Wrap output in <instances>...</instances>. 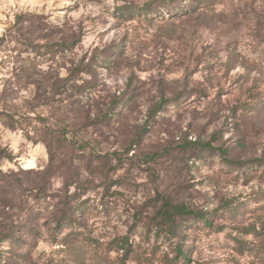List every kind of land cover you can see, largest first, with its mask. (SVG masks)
I'll return each instance as SVG.
<instances>
[{"label":"rangeland","instance_id":"1","mask_svg":"<svg viewBox=\"0 0 264 264\" xmlns=\"http://www.w3.org/2000/svg\"><path fill=\"white\" fill-rule=\"evenodd\" d=\"M161 1L0 0V111L76 120L48 199L30 184L46 144L0 114V181L16 190L0 226L22 239L0 243V264H264V0L145 14ZM71 70L82 93L46 87ZM65 192L76 224L61 231ZM166 202L189 213L173 230Z\"/></svg>","mask_w":264,"mask_h":264},{"label":"trees","instance_id":"2","mask_svg":"<svg viewBox=\"0 0 264 264\" xmlns=\"http://www.w3.org/2000/svg\"><path fill=\"white\" fill-rule=\"evenodd\" d=\"M179 0H162L161 5H157L156 7H153V4H149L147 6L144 7V11L146 12V15H150L152 13H163L165 11H168L169 14H176L177 11L179 10H183V14L186 13L189 9V7H183L180 5V7L177 6ZM181 1V0H180ZM200 2V6L208 3L211 4L213 2V0H199ZM187 10V11H186ZM175 15H172V17ZM71 38V37H70ZM72 40V41H71ZM76 42V41H75ZM67 47H72V45H74V37L73 39H69L67 40V42L65 43ZM87 68H83V71H86ZM70 72V76L63 79V85L64 87H59L58 84L61 82H50V77L47 80L48 84H47V88L51 89V90H58V88H63L65 90H73V92L75 93H82L83 89H87V84H83L78 85L77 83V73H74V70L69 71ZM53 79H51L52 81ZM72 83H69V82ZM71 85V87H69L68 85ZM67 85V86H65ZM62 86V85H61ZM2 113V114H1ZM9 113V112H7ZM0 114L2 116H4V120L6 121V124H8V126H10L11 128H24L23 130L26 131V136L30 139L33 140L35 137V141L36 142H44V144H46L47 149H48V154L50 156V163L47 166V168L41 172L39 174L38 177H36V179L31 180L30 184L34 187V190H37L40 192V195H43L45 198L49 199L53 198L52 195H49V192L51 190V184L52 181L56 178V177H61L65 176L66 172L64 170V166L62 165L60 159L63 157V152H65L66 150L69 149H73L74 145H76L75 142H67L64 140V136L66 132H69V129H74L75 127V119L72 120L71 124H67L65 126H56V125H48L46 123V121L44 120V118L42 117H36V118H32V117H28V118H23V117H19L17 118V115H6V112L0 111ZM6 118V119H5ZM74 122V123H73ZM16 126V127H15ZM19 126V127H18ZM34 134V137H31V135ZM38 138V139H37ZM85 151L87 149H84ZM11 155H8L6 150H3L0 148V167L2 165V162L5 158H10ZM1 173V172H0ZM3 176V175H2ZM10 177V176H9ZM9 177L4 176L2 181H0V206L2 207L5 203H11L13 204L15 202L16 196H15V192L16 190L14 189V182L8 181ZM29 182V181H28ZM21 184L23 183H18V186H21ZM69 187V185H66L65 189H67ZM65 191V190H64ZM63 191V192H64ZM68 193H64V197L63 199H65V203L63 205V207L67 206L66 210H62V211H58L56 212L55 215V224L58 225V227L61 229V231H63L66 227L68 226H72L73 224H76V221L74 219L75 217V203L74 201L71 202V196L68 195ZM49 195V196H48ZM68 201V202H66ZM161 211H166L165 212V217H166V224L170 226V228L173 230L175 227V217L176 216H182L185 214H189L183 207H179V206H172L169 203H164L162 205V207L158 208V212ZM77 216V215H76ZM203 221L205 223H207L208 221H206V219L204 217ZM16 227L13 226H7V227H1L0 226V243H4L7 241H15L17 243H22V239L18 238L15 234L16 232ZM22 230V229H21ZM22 232V231H20ZM62 246H67V245H63ZM133 243L131 242V238H129L128 236L126 237H116V239L114 240V245H113V251L114 253L121 255V257L123 258V260H129L131 255L133 254ZM177 251V255L175 258V262H180L181 260H185L187 258L186 253L183 250V247H178V249H176Z\"/></svg>","mask_w":264,"mask_h":264}]
</instances>
